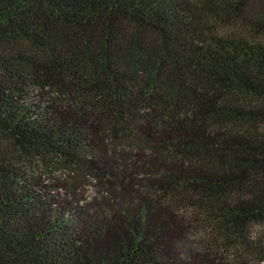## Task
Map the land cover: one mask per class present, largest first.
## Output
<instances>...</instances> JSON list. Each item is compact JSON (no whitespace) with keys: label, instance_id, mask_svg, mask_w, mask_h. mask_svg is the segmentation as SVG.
I'll list each match as a JSON object with an SVG mask.
<instances>
[{"label":"trees","instance_id":"16d2710c","mask_svg":"<svg viewBox=\"0 0 264 264\" xmlns=\"http://www.w3.org/2000/svg\"><path fill=\"white\" fill-rule=\"evenodd\" d=\"M261 263L264 0H0V264Z\"/></svg>","mask_w":264,"mask_h":264},{"label":"rangeland","instance_id":"374dc122","mask_svg":"<svg viewBox=\"0 0 264 264\" xmlns=\"http://www.w3.org/2000/svg\"><path fill=\"white\" fill-rule=\"evenodd\" d=\"M27 168H28V165H27ZM54 175L57 176V177H60V178L64 177V175L61 172L60 173L59 172L55 173ZM97 190L98 189H97L96 186H90V187L88 186L87 187L86 198H87L88 201L93 200L95 197H97V195H98ZM261 264H264V263H261Z\"/></svg>","mask_w":264,"mask_h":264}]
</instances>
